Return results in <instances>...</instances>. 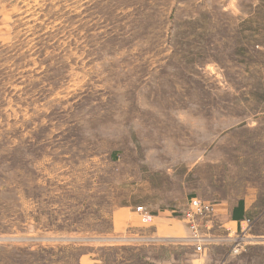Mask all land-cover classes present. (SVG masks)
Here are the masks:
<instances>
[{"label": "rangeland", "instance_id": "obj_1", "mask_svg": "<svg viewBox=\"0 0 264 264\" xmlns=\"http://www.w3.org/2000/svg\"><path fill=\"white\" fill-rule=\"evenodd\" d=\"M192 197L240 254L115 231ZM0 264H264V0H0Z\"/></svg>", "mask_w": 264, "mask_h": 264}, {"label": "built area", "instance_id": "obj_2", "mask_svg": "<svg viewBox=\"0 0 264 264\" xmlns=\"http://www.w3.org/2000/svg\"><path fill=\"white\" fill-rule=\"evenodd\" d=\"M137 212L145 224H151L154 221L155 216L147 212L144 207H137ZM215 212L214 203L199 197H192L187 209L182 214L189 235L180 238V240L193 245L199 253H202L208 245L228 241L232 247V253L240 254L247 244L241 237L250 234L251 219L245 218L236 221V228L219 226L215 220ZM238 234H241V236Z\"/></svg>", "mask_w": 264, "mask_h": 264}, {"label": "crops", "instance_id": "obj_3", "mask_svg": "<svg viewBox=\"0 0 264 264\" xmlns=\"http://www.w3.org/2000/svg\"><path fill=\"white\" fill-rule=\"evenodd\" d=\"M225 204L220 208L216 206L215 220L217 225L225 226L231 228L236 226L237 219H233L230 215L231 212L228 208V211H223L225 209ZM245 210L248 211L247 206L245 205ZM230 212V213H229ZM142 219V218H141ZM115 231L124 232L128 231L132 235H142V237L151 239L154 236H159L163 238H178L177 235L181 234L185 236L186 233H189L187 226L182 219L178 223L170 218H164L160 215H156L153 223L143 224L144 222L140 220V216L136 213H128L126 211L117 212L116 216L113 218ZM143 222V223H142ZM184 225H183V223ZM183 237V238H184ZM182 238V237H180Z\"/></svg>", "mask_w": 264, "mask_h": 264}, {"label": "trees", "instance_id": "obj_4", "mask_svg": "<svg viewBox=\"0 0 264 264\" xmlns=\"http://www.w3.org/2000/svg\"><path fill=\"white\" fill-rule=\"evenodd\" d=\"M247 215H250L249 210H245V203L244 201H239L237 206L232 211V217L233 219L242 220L243 218L247 217ZM251 219V218H250Z\"/></svg>", "mask_w": 264, "mask_h": 264}]
</instances>
